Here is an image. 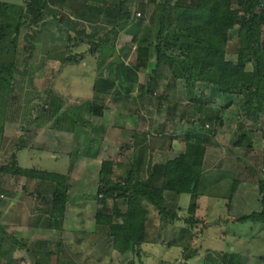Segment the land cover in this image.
<instances>
[{
	"label": "rangeland",
	"instance_id": "obj_1",
	"mask_svg": "<svg viewBox=\"0 0 264 264\" xmlns=\"http://www.w3.org/2000/svg\"><path fill=\"white\" fill-rule=\"evenodd\" d=\"M0 1L24 6L17 72L10 90L3 89L0 95V224L14 235L16 221L26 219L34 209L30 202L41 201L40 188L56 187L47 181L14 176L10 172L14 158L24 170L66 176L68 213L76 211L67 220L68 233H57L58 240H66L61 248L50 246L48 251L53 254L30 260L24 255L17 264H264V225L238 221L264 210V120H246L238 108V97H219L205 84L190 93L184 81L159 78L151 87L154 94L147 92L156 60L152 58L144 68L137 61L138 50L148 46L152 35L149 19L163 0H88L92 8L87 10L88 20L75 16L77 1L64 11L52 7L49 0ZM26 2L41 12L39 18L35 20L36 13ZM119 2L125 4L131 23L136 24L141 6H149L138 42L126 32L114 33L122 23L117 16ZM235 19L233 16L227 55L233 62L239 50ZM78 32H83V37ZM98 45L100 51L93 53ZM120 62L140 68L138 85H125L116 79ZM161 74L166 77L169 71L164 68ZM190 95L223 120V125L213 128L205 122L212 143L205 157L199 196H180L178 205L169 196L166 205L176 214L172 220H161L157 210L148 205V242L139 252L121 255L113 249L109 228L95 225L97 214L104 210L99 204L102 197H98L102 164L113 162L110 179L116 185L125 182L133 166L142 167L144 162L149 167L179 158L185 152L188 132L203 131L204 117L201 113L193 117ZM95 107H103L102 117L93 115ZM138 129L143 133L134 135ZM246 134L242 145H237ZM236 181L240 184L235 193ZM49 203L52 207V201ZM115 204L128 212L126 200L107 202L111 209ZM79 220L88 228L87 233L72 231L78 228ZM191 220L196 223L191 224ZM3 249L12 253L14 241Z\"/></svg>",
	"mask_w": 264,
	"mask_h": 264
},
{
	"label": "trees",
	"instance_id": "obj_2",
	"mask_svg": "<svg viewBox=\"0 0 264 264\" xmlns=\"http://www.w3.org/2000/svg\"><path fill=\"white\" fill-rule=\"evenodd\" d=\"M74 1L78 4L75 16L83 20L90 19L87 17V10L92 11V8L88 0H49V3L52 7L64 11ZM152 2L157 1L152 0ZM26 5L30 11L33 12V9L35 11L31 2H26ZM124 5L123 2L116 5L117 16L122 23L114 29V33L126 32L138 42L142 30L141 22L146 21L149 6L148 4L141 6V18L137 19L136 24L131 23V12L125 11ZM35 13L33 15L36 20L41 12L37 10ZM101 13L102 10L98 16ZM233 16H236L235 22L239 26L236 34L239 39L236 62L227 59L228 45L233 36ZM23 18V5L0 1L1 96L3 89L10 90L17 72L15 62ZM149 22L151 40L147 47H139L137 58L138 63L144 68H148L152 58L156 60L155 75L148 84L149 94H154L151 87L159 78L184 81L190 93H195L199 84H205L212 86L219 97H238V108L244 113L246 120L253 123L259 119L264 120L263 0H187L185 2L163 0L155 6ZM83 34L78 32L77 35L83 37ZM70 40L72 41L71 37ZM79 41L81 42V39ZM99 49L98 45L92 52L100 51ZM69 61L76 62L75 59ZM164 68L169 71L166 77L161 74ZM116 79L125 85H138L140 68L120 62L116 67ZM189 98L195 109L193 117L199 113L204 117L203 131L188 132L185 152L179 158L150 165L147 169L150 174L148 179L139 178L140 171L134 168L128 173L125 182L116 185H113L110 179L113 174V162L102 164L98 197H102L99 204L104 210L97 214L95 222L97 226L109 228L113 249L121 255L139 252L142 245L148 242L150 213L148 205L157 210L161 220L163 217L172 220L176 214L166 205V192L179 196H199L205 157L208 146L212 143V136L207 133L205 122L208 121L212 124L210 128H213L223 125V120L219 119L215 110L206 109L202 102H197L193 95ZM104 111L103 107H95L93 115L102 117ZM245 137L247 134L240 138L237 145H242ZM137 161L136 163L141 162V160ZM10 172L14 176H26L55 184L49 228L54 231L61 230L69 202L67 177L46 171L24 170L15 158ZM239 184V181L235 182L233 190L235 193ZM261 191L264 193L263 183H261ZM109 200L115 202L126 200L128 212L123 213L116 204L112 209L109 208L107 206ZM115 219L122 223H116ZM238 221L264 225V210L240 218ZM190 223L194 225L196 222L191 220ZM157 224L158 222L154 221L152 225ZM2 229L4 230L3 227Z\"/></svg>",
	"mask_w": 264,
	"mask_h": 264
},
{
	"label": "crops",
	"instance_id": "obj_3",
	"mask_svg": "<svg viewBox=\"0 0 264 264\" xmlns=\"http://www.w3.org/2000/svg\"><path fill=\"white\" fill-rule=\"evenodd\" d=\"M135 131L136 132L134 133V135L136 133L138 134V133L142 132V130H139V129L135 130ZM171 145H173V143ZM171 148H172L171 151L174 152L175 151L174 147H171ZM182 154H183V152L180 154V156ZM206 155H207V153H206ZM180 156H178V157H180ZM175 159H176V156H174L173 158H170L169 160H175ZM142 162H143V160H141L140 163H142ZM146 166L148 167V165H146L143 162V164H142L143 168L141 166H139L142 169L139 168L138 166H133L131 168V170L134 168H135V170H139L140 171L139 178L148 179L150 174L148 173V171H147L148 168ZM145 168H147V169H145ZM39 182H41V181H39ZM47 183H50V182H47ZM49 190H51V192H49ZM54 192H55V188H52L49 186H43V188L42 187L40 188L38 193L42 196L41 201L35 202L36 201L35 200L33 202H30V204L33 203L35 205L34 209L32 208L33 210L29 213V215H27L26 219H23L21 217L19 220L16 221L17 222L16 225H13L14 227L12 228V230L14 231L13 232L14 235H11V233L8 232L6 225L0 224V261H1L0 264H6L7 261L10 262L14 259L16 261V262H14V264L15 263L17 264V262H19L18 259L24 258V255L29 260L35 259V256H48V255L52 254L51 251H48L50 246L61 248L62 242H64V243L66 242V240H64V239L58 240L57 233L59 235L64 234L65 232L68 233L69 230H67L68 229L67 228V220L69 219V217H73V215L75 214L76 211L71 210V212L68 213V211H70V210L67 209L64 225H63V228L61 230L54 231V230L50 229L49 225L47 226L46 223H47V221L50 220L49 214H50L51 205L49 202L52 201V197L54 195ZM49 193H51L50 196H49ZM29 196L32 197V199L36 198V196L32 195V194ZM169 196H171V198L173 200H175L174 203L176 205H178L180 202L179 197L183 196V195L179 196V195H176V194L171 193V192H166L165 193L166 201H167ZM41 202H42V206H40V205L36 206V203H41ZM69 203H68V206H69ZM122 212L127 213L124 211H122ZM70 214H71V216H70ZM20 216H22L21 213H20ZM77 224H78V228L72 229V231L74 233H76V234H80L81 232H83L84 234L87 233L88 228L86 227V225L85 226L81 225V224H83V221L79 220L77 222ZM2 227L4 228V230L2 229ZM11 239L14 241V250L12 253H8V252L4 251L3 248L6 245V243L11 241ZM8 240H10V241H8ZM30 247H34V248L36 247L37 249L36 248L34 250L31 249L29 252H24V249H22V248L27 249ZM30 255L32 258L30 257ZM7 257H9V258H7ZM25 260H27V259H25ZM11 263L12 262H10V264Z\"/></svg>",
	"mask_w": 264,
	"mask_h": 264
}]
</instances>
